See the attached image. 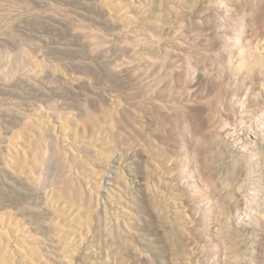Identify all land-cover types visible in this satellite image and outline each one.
<instances>
[{"label":"rangeland","instance_id":"374dc122","mask_svg":"<svg viewBox=\"0 0 264 264\" xmlns=\"http://www.w3.org/2000/svg\"><path fill=\"white\" fill-rule=\"evenodd\" d=\"M0 264H264V0H0Z\"/></svg>","mask_w":264,"mask_h":264},{"label":"bare ground","instance_id":"6f19581e","mask_svg":"<svg viewBox=\"0 0 264 264\" xmlns=\"http://www.w3.org/2000/svg\"><path fill=\"white\" fill-rule=\"evenodd\" d=\"M246 147V146H245ZM103 182H105V180H103ZM253 199V198H252Z\"/></svg>","mask_w":264,"mask_h":264}]
</instances>
